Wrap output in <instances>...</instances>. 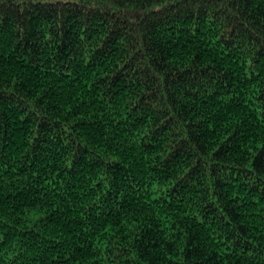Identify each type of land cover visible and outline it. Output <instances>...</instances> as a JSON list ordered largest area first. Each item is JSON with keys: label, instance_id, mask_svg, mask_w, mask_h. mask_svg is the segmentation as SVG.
Segmentation results:
<instances>
[{"label": "trees", "instance_id": "trees-1", "mask_svg": "<svg viewBox=\"0 0 264 264\" xmlns=\"http://www.w3.org/2000/svg\"><path fill=\"white\" fill-rule=\"evenodd\" d=\"M0 264H264V0H0Z\"/></svg>", "mask_w": 264, "mask_h": 264}]
</instances>
